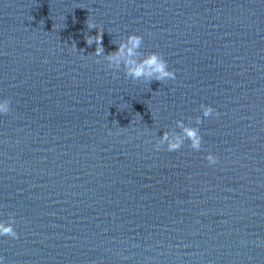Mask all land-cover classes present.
I'll return each mask as SVG.
<instances>
[{"label":"water","instance_id":"1","mask_svg":"<svg viewBox=\"0 0 264 264\" xmlns=\"http://www.w3.org/2000/svg\"><path fill=\"white\" fill-rule=\"evenodd\" d=\"M87 19L105 54L141 35L175 80L114 79ZM5 98L0 221L18 238L0 264H264V0H0ZM196 116L201 151L153 150Z\"/></svg>","mask_w":264,"mask_h":264},{"label":"clouds","instance_id":"2","mask_svg":"<svg viewBox=\"0 0 264 264\" xmlns=\"http://www.w3.org/2000/svg\"><path fill=\"white\" fill-rule=\"evenodd\" d=\"M86 23L89 30L96 29L95 36L88 35L85 37L87 45L95 44V51L91 55L97 58L95 60L96 63L101 61L105 63L106 68L112 72L114 79H118L117 73L122 72L127 79L146 84H150L153 81L163 83L168 80H175V72L169 69L167 61L161 54L157 52L145 54L140 51L144 42L143 36L130 33L119 40H112L111 43L116 45V50L105 54L102 45L103 28L97 29L95 24L88 22V19ZM80 52L83 56L82 49ZM10 104L11 100L8 98L0 100V115L10 113ZM200 111L203 118L218 115L216 110L209 105H200ZM201 116H196L194 119L189 118V124H185L182 120L175 121V126L179 131L167 130L158 138H154L153 150L179 151L184 146L185 141H187L188 147L193 151H201L202 136L198 127L202 123ZM204 159L210 166L218 163V158L210 152L205 155ZM14 223L12 214H9L7 222L0 221V236H6L13 240L17 239L18 234L13 227ZM2 259L0 257V260Z\"/></svg>","mask_w":264,"mask_h":264}]
</instances>
